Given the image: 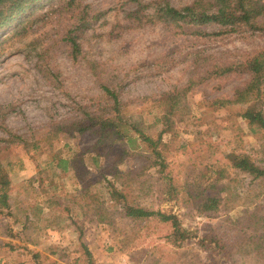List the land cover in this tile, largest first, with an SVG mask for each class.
<instances>
[{"label":"rangeland","instance_id":"374dc122","mask_svg":"<svg viewBox=\"0 0 264 264\" xmlns=\"http://www.w3.org/2000/svg\"><path fill=\"white\" fill-rule=\"evenodd\" d=\"M79 1L81 7L108 12L104 22H90L82 33L76 61L70 55L66 34L77 25L80 9L50 14L25 36L0 44V149L7 147L1 151L5 161L13 158L8 178L14 187L10 193L13 218L0 215V247L6 242L20 247L15 251L8 246L0 248V264H88L82 245L94 264H264L260 255L264 254V228H246L250 220L247 211L255 207L264 210V186L245 176L230 184L233 209L201 216L193 208L162 201L154 170L147 172L150 178L143 191L137 190V201L178 215L183 227L194 235L176 247L168 239V227H141L123 219L117 214L118 203L108 194L104 177L110 180L116 172L139 171L146 163L141 154L114 168L112 162L102 164L98 170L85 153L77 155V170L64 173L56 167L54 157L70 159L91 141L62 134L44 140L43 135L38 148L27 152L3 141L7 138L4 128L25 139H39L48 124L74 117L76 105L88 106L99 99V82L121 83L123 98L132 101L129 118L151 128L154 135L161 126L152 125L156 109L147 99L185 86L196 58L205 63L232 59L264 46V39L257 36L194 40L174 35L160 25L133 26L125 17L135 8L130 0ZM170 1L178 5L188 0ZM242 83L228 81L219 93L212 86L188 91L190 111L184 122L177 124V137L163 138L170 175L178 183L193 182L202 175L217 181L214 172L219 169L233 179L236 172L228 157L231 152L261 158L258 163L264 165V132L252 133L243 121L227 123L222 119L227 112L206 111L204 106L208 99L231 96ZM6 171L4 168L3 173ZM38 177L44 180V192ZM216 183L221 189L227 180ZM31 189H35L33 196ZM101 219L110 223L99 222ZM254 238L262 243L260 254L250 240Z\"/></svg>","mask_w":264,"mask_h":264},{"label":"trees","instance_id":"16d2710c","mask_svg":"<svg viewBox=\"0 0 264 264\" xmlns=\"http://www.w3.org/2000/svg\"><path fill=\"white\" fill-rule=\"evenodd\" d=\"M130 2L135 8L126 12L125 17L133 26L160 25L166 31L174 32V35L188 36L194 40L232 36L244 39L257 36L264 39V0H188L178 5L170 0ZM71 9H80L77 25L66 34L70 55L76 61L81 54L79 39L82 33L90 26V22H98L100 19L104 22L108 10L95 11L89 5L81 7L79 0H0V44L7 39L25 36L33 27L43 24L50 14ZM193 64V75L185 86L175 87L157 98L147 99L152 101V106L156 109L152 125L161 126L154 135L151 128L129 118L132 101L123 98L121 83L113 86L99 82L101 93L99 99L93 100L88 106L76 105L77 113L74 117L67 121L48 124L47 130L38 135L39 139H25L4 128L2 131L7 138L3 141L13 148L20 147L25 152L37 149L43 135L46 136L44 140L62 134L84 137L91 141L90 146L77 149L70 159L54 157L56 167L64 173L70 169L77 170V155L85 153H88L91 164L98 170H101L99 167L102 164L112 162L114 168L115 165L141 154L146 163L139 171L116 172L111 174L110 180L104 177L108 194L111 200L118 203L117 214L123 219L141 227L149 224L168 227L169 241L176 247H182L184 242L189 241L194 235L183 227L178 215L143 206L137 201L140 198L137 190L143 191V187L148 183V177L150 178L147 172L154 170L157 176L155 181L158 182L156 186L162 201L174 202L179 208H193L201 216L227 211L236 206L231 204L233 197L229 187L240 176L264 186V165L258 163L263 160L255 159L247 153L231 152L228 155L234 161L231 168L236 174L233 179L222 169L214 172L218 174L217 181L208 180L202 175L193 182L185 180L180 184L170 175L168 153L163 145V138L168 136L171 140L177 137V124L184 122L190 111L188 91L192 87L212 86L213 90L219 93L226 82L242 80V86L235 87L231 96L221 95L206 100L204 104L206 111H225L227 114L222 119L227 123L243 121L252 133L264 132V46L243 57L209 63L198 57ZM6 149L7 147L0 149V215L13 218L10 193L14 187L8 178L9 172L13 171L10 168L13 158L5 161L4 153L1 151ZM105 167L107 168V165ZM4 168L5 170L7 168V174L3 173ZM221 179L227 180V185L218 189L216 182ZM38 181L42 188L44 180L38 177ZM49 181L52 188H56V184H53L52 180ZM83 189L87 192L85 190L87 188ZM125 189L130 192L127 193ZM31 190L33 196L35 189ZM222 192L230 197H220ZM247 212L250 219L246 223L247 229L264 228L263 209L255 207ZM99 222L110 223L109 219H101ZM12 237L16 238V235ZM250 240L255 242L254 250L260 254L262 243L258 242L257 238ZM213 242H216L217 247H221L219 241ZM200 243L205 244L204 239ZM4 246L13 251L20 248L9 242L0 248ZM82 254L88 264H94L85 245H82ZM260 255L264 258V254ZM34 258H37V255H34Z\"/></svg>","mask_w":264,"mask_h":264}]
</instances>
